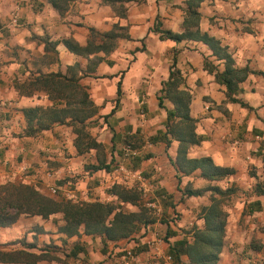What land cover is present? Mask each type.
<instances>
[{
    "label": "crops",
    "instance_id": "obj_1",
    "mask_svg": "<svg viewBox=\"0 0 264 264\" xmlns=\"http://www.w3.org/2000/svg\"><path fill=\"white\" fill-rule=\"evenodd\" d=\"M186 2L120 0L111 5L105 0H75L59 14L49 0H0V184L21 182L52 198L57 196L49 195L50 188L63 186L83 202H115L108 190L119 184L118 172L82 171L75 186L70 180L59 185L64 177H74L75 160L79 157L81 163L86 155L77 153L72 126L55 124L34 136L26 134V111L63 106L36 89L34 80L57 72L66 75L69 68L80 77L90 64L69 50L65 41L86 47L90 30L106 34L115 26L120 28L114 48L107 55L94 53L102 61L80 80L97 110L85 122V130L105 151L110 147L125 152L126 165L119 169L146 174L142 185L152 193L159 214L136 240L105 243L104 247L100 237L81 233L84 252L80 264H116V253L129 248L137 255L133 264H189L186 256L175 263L167 242L159 243L157 237L169 229L176 232H172L175 241L182 237L183 229L202 228L198 216L210 205L211 192L198 197H186L183 192L210 187L222 193L228 190L225 195H213L226 216L217 264H264V0H204L198 8L200 33L225 48L234 68L251 72L234 97L243 107L227 101L225 86L204 66L206 60L217 71L224 70V63L206 45L160 40L152 31L159 24L162 30L181 34ZM14 14L16 25L11 23ZM172 67L179 71L184 89L191 95L189 113L200 140L188 157H209L214 165L231 169L233 174L224 180L207 181L198 171L178 175L170 162L176 157L178 142L169 135V148L165 140L152 141L166 133L167 111L173 109L168 100L165 108H159L157 100ZM117 99L119 105L114 109ZM127 136H134L132 146L121 142ZM147 155L151 158L144 159ZM171 213H178L179 220L166 218ZM34 227L41 232L57 228L52 218L20 217L10 228L0 229V244L12 243L26 232L32 233ZM155 240L157 252L151 250Z\"/></svg>",
    "mask_w": 264,
    "mask_h": 264
},
{
    "label": "trees",
    "instance_id": "obj_2",
    "mask_svg": "<svg viewBox=\"0 0 264 264\" xmlns=\"http://www.w3.org/2000/svg\"><path fill=\"white\" fill-rule=\"evenodd\" d=\"M75 0H49L51 6L64 14L69 3ZM120 0H105L113 5ZM127 1V0H126ZM204 0H187L185 16L182 23V33L176 34L172 31L162 30L159 24L153 28V32L159 35L160 40H170L179 43L183 40L197 41L206 45L212 52L213 57L224 63V70L219 72L208 61L204 60V66L210 73L214 74L215 81L226 88V99L230 103H240L234 97L239 92V84L242 83L251 72L247 69L234 68V61L220 43L207 34L200 33L198 25L200 14L198 8ZM120 28L114 27L113 31L106 34H98L90 30L86 47H79L71 41H65L69 50L88 61L86 73H90L102 61L94 53L103 51L106 55L115 46V41L121 36ZM93 55V56H92ZM92 56V58H90ZM68 74L60 72L47 75H39L34 80L36 89L44 91L51 101L62 103V107L53 105L47 109L34 108L26 111L25 118L28 124L27 135L49 130L53 125L72 126L76 135L74 142L78 155L85 150L102 149L100 143L92 140L85 130V122L94 117L96 108L89 99L87 89L80 84V80L86 73H81L79 77L74 68L68 69ZM183 79L179 71L173 67L170 70L168 80L162 84L160 95L158 96L159 108L164 107V101L172 103L173 109L167 111L166 133L158 135L152 139L165 140L166 147L169 148L170 141L178 142V149L174 160L170 162L176 169L178 175H190L196 171L200 177L210 181H221L233 174L231 169L221 168L212 162L209 157L192 159L188 157V152L192 147L198 146L200 140L194 133L195 120L190 117L189 105L191 102L190 93L184 89ZM117 96H120V84L117 85ZM119 105V99L115 101L114 109ZM114 109L111 113H113ZM34 124L35 127L34 128ZM127 136L125 144L129 146ZM86 140V141H85ZM86 142V143H83ZM151 158V155L144 159ZM85 171L94 173L98 171L111 172L109 165L100 162L97 165L86 166ZM62 185V183H59ZM205 191L211 192L210 205L202 208L199 218L202 220V228L194 226L189 230H184L185 236L171 241L175 236L169 229L166 230L169 246L168 254L175 263L179 262L182 256L188 258L189 264H217L225 237V215L219 209V201L213 195L222 193L217 187H210L208 190L185 189L183 195L186 197H198ZM109 195L115 198V202H73L64 197H49L41 193L34 186L21 182H6L0 184V229L10 228L20 217H39L42 220L53 219L57 227V233L64 239L85 236L100 237L105 247V243H117L124 240H136L146 234L144 229L155 223L149 212L140 204L139 192L136 189L125 188L120 184H113L108 190ZM124 205L135 208V211L127 212ZM60 216L61 224L55 221V217ZM42 233L41 229L36 230ZM183 232V233H184ZM64 243L65 240H62ZM36 244H21V249L12 251L0 250V264H40L44 262L46 254H34L31 250H36ZM104 251V248L102 249ZM84 250L77 243L69 252V257L77 258ZM124 253V252H123Z\"/></svg>",
    "mask_w": 264,
    "mask_h": 264
},
{
    "label": "rangeland",
    "instance_id": "obj_3",
    "mask_svg": "<svg viewBox=\"0 0 264 264\" xmlns=\"http://www.w3.org/2000/svg\"><path fill=\"white\" fill-rule=\"evenodd\" d=\"M106 120V119H105ZM92 140H94L92 137H90ZM125 140H127V137H124L123 140H121V142L123 141V143H125ZM86 141V140H85ZM129 142H131L129 144V146L133 145L134 142V137H130V139H128ZM117 142H120V140H117ZM83 143V142H82ZM86 143V142H84ZM83 143V144H84ZM102 144V143H101ZM104 148V147H103ZM90 149V150H85L83 154L86 155V157L83 158V161L80 163V158L78 157L77 160H75V164L73 165L74 168L73 170L75 171V174L73 175L74 177H71L70 179L68 177H64V179L60 180L59 183H64L66 181H71V184H75L77 182L78 179H80L82 177V171L85 172V167L86 166H92V165H97L100 162H104L105 164L109 165L111 172L113 171H117V177H118V181L119 184H121L122 182V178H123V174L121 172H119V165L121 166H125L126 165V161L125 159H127V157L125 156V152L124 151H120V150H116L114 152L113 148H110L105 151V149ZM82 155V154H81ZM70 157V155H69ZM76 158V157H75ZM110 172V173H111ZM142 176H146V174H143ZM116 184V183H115ZM75 186V185H74ZM125 188H132V189H136L139 192V196H140V204L142 205V207H144L149 214L151 215L152 218H154L155 220H157L158 218V212L156 211V209H148L147 207H145V199L143 198V189L141 187H139V184L135 181V180H130L128 186L127 185H122ZM56 190V194H53L51 192V188L49 190V195L51 196H60V197H64V194H67L68 192H71L72 195L74 196V192L70 191V190H65L63 189V186L61 187L60 190L54 188ZM65 198V197H64ZM66 199V198H65ZM73 202H83L80 201L78 199L75 198V196L72 199ZM124 210L127 212L130 211H135L136 209L129 206V205H124ZM180 215L178 213L175 214H170L169 216H166V218H169L170 221L174 220V221H178ZM60 219H56L55 221H59ZM61 221V220H60ZM61 224V223H60ZM188 230V229H187ZM175 232V231H172ZM184 232V229H183ZM181 233V236H185V232ZM176 233V232H175ZM160 236L157 237V241L159 240L162 242L168 241L166 232L163 230L160 233ZM62 240H65V242L63 243ZM173 240V238H171V241ZM131 241V240H129ZM12 243H8V244H0V250L1 251H12V250H18L21 249V244L27 243V244H36L37 245V249L36 250H31L30 252L34 253V254H41V252L43 254H46V257H44V262L40 263V264H80V255L77 258H72L69 257V252L73 246L74 242H77L78 245L80 246V237H75L73 239H64V237H61L60 235H58L57 233V228H54V231L49 230L47 232H42V233H38V231H36V227L33 228L32 233L26 232L24 235L20 236L19 238H17L14 241H11ZM156 242V240H155ZM131 250L133 255L135 256L136 253L134 251V249H128ZM151 250H153L151 248ZM124 252V251H123ZM122 251L119 253H116L117 255L114 258H119V261H117L116 264H123L122 263V259H120L122 257V255L124 254ZM137 256V255H136Z\"/></svg>",
    "mask_w": 264,
    "mask_h": 264
},
{
    "label": "built area",
    "instance_id": "obj_4",
    "mask_svg": "<svg viewBox=\"0 0 264 264\" xmlns=\"http://www.w3.org/2000/svg\"><path fill=\"white\" fill-rule=\"evenodd\" d=\"M11 23L13 25L17 24L16 14H14L12 16ZM119 172H121L123 174V178H122L123 180H122L121 184L128 186L129 180H135L139 184V187H141L143 189V198L146 200L145 201V207H147L148 209H155L156 208L155 199L152 196L151 192L144 191V188H143L144 185H142V184H145V179L141 176V174H133V173H131V171L126 170L124 168L119 169ZM148 189L151 190V187H149ZM51 192L53 194H56L55 189H51ZM64 197L66 199L72 200L74 196L72 195L71 192H68L67 194H64ZM151 248L155 252L159 251L158 242L154 241L153 243H151ZM121 259H122L123 264H133L135 262V256L133 255L131 250H124V254L122 255Z\"/></svg>",
    "mask_w": 264,
    "mask_h": 264
}]
</instances>
